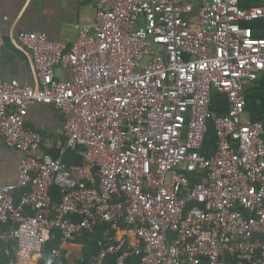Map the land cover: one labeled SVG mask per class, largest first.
Masks as SVG:
<instances>
[{"label":"built area","instance_id":"obj_1","mask_svg":"<svg viewBox=\"0 0 264 264\" xmlns=\"http://www.w3.org/2000/svg\"><path fill=\"white\" fill-rule=\"evenodd\" d=\"M94 5L71 45L18 33L33 83L0 75V138L24 154L21 198L0 186L9 264L43 254L54 229L66 241L100 231L90 264L110 255L116 264H264V122L242 118L243 81L264 76V0ZM3 47L0 22V59ZM214 94L227 97L228 113L215 110ZM38 104L64 114L67 147L84 149L92 178L35 154L44 137L26 118ZM61 255L53 248L48 264Z\"/></svg>","mask_w":264,"mask_h":264},{"label":"crops","instance_id":"obj_2","mask_svg":"<svg viewBox=\"0 0 264 264\" xmlns=\"http://www.w3.org/2000/svg\"><path fill=\"white\" fill-rule=\"evenodd\" d=\"M263 0H243L244 4H257ZM94 0H0V22L4 33V47L0 59V75L4 80L18 79L22 84L34 82L35 67L30 51L17 38L20 31L46 32L52 40L71 45L78 36L79 27L94 22ZM264 24V23H262ZM62 77H68L65 70H59ZM243 92L247 99V121L264 122V76L255 82L243 81ZM214 108L219 113H228L229 103L225 95L214 94ZM65 116L51 105L38 104L29 109L26 125L42 133L44 142L35 154H50L61 158L71 169L83 167L76 172L80 180H89L96 174V167L85 163L83 148L72 150L67 147ZM24 154L9 148L0 138V186L14 187V197L19 200L25 189L18 186L19 165ZM53 204L60 202V190L52 187ZM122 230L117 236H122ZM88 235V236H87ZM96 235L83 233L73 241L59 237L62 264H84L98 253ZM95 244V245H94ZM95 246V247H94ZM0 240V264H9ZM97 248V249H96ZM97 250V251H96ZM51 252V251H50ZM43 254H33L29 259H18L16 264L44 263ZM49 257V254H48Z\"/></svg>","mask_w":264,"mask_h":264},{"label":"trees","instance_id":"obj_3","mask_svg":"<svg viewBox=\"0 0 264 264\" xmlns=\"http://www.w3.org/2000/svg\"><path fill=\"white\" fill-rule=\"evenodd\" d=\"M261 3V2H260ZM259 4V3H257ZM256 5V4H255ZM214 100V98H213ZM55 235L45 246V254L46 257L44 259V263H48V254L53 248L59 247V237L61 236L58 230L54 229ZM88 236V235H87ZM95 245V244H94ZM95 247V246H94ZM97 249V248H96ZM97 251V250H96ZM117 255H110L107 258V264H116ZM54 264H62V255L57 259ZM84 264H89V260H87ZM129 264H139V257H133L129 260Z\"/></svg>","mask_w":264,"mask_h":264},{"label":"rangeland","instance_id":"obj_4","mask_svg":"<svg viewBox=\"0 0 264 264\" xmlns=\"http://www.w3.org/2000/svg\"><path fill=\"white\" fill-rule=\"evenodd\" d=\"M191 3H193V4H196L197 3V0H189ZM243 120L244 121H247L248 120V115H247V113H245L244 115H243Z\"/></svg>","mask_w":264,"mask_h":264}]
</instances>
